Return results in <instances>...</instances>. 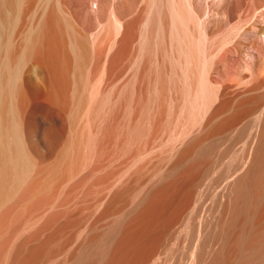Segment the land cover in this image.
<instances>
[{"label":"bare ground","instance_id":"1","mask_svg":"<svg viewBox=\"0 0 264 264\" xmlns=\"http://www.w3.org/2000/svg\"><path fill=\"white\" fill-rule=\"evenodd\" d=\"M135 1H127L126 12ZM20 6L21 0H0V66L9 67L17 56L5 35ZM45 27L42 33L39 28L32 31L19 50L18 63L38 57L56 81L63 75L64 51L55 24ZM176 42L182 54L171 64L182 65L183 102L163 121L162 134L153 137L155 130L147 132V125L154 122L148 117L143 118L144 125L132 126L129 121L123 139L115 141L111 127L105 125L100 139H87L89 151L77 147L80 141L65 163L36 185L34 166L23 154L18 132L29 141V152L39 157L31 120L37 104L25 108L17 84L9 94L0 92V208L36 186L34 198L22 205L24 217L6 241L0 240V264H35L50 248L56 230L74 222L73 215L84 209L91 210L94 221L96 216L107 220L100 225L93 219L84 222L78 243L65 252L63 261L56 259L58 264H264V77H259L264 61L253 70L240 57L232 67L221 69L198 44L193 50ZM80 48L75 41L76 59ZM192 59L197 66L194 74ZM225 78L226 84L212 81ZM51 113L46 107L44 115ZM63 130L64 126L58 133L51 128L44 132L48 150ZM98 145L104 147L101 161L82 178L81 182L92 176L81 196L76 190L79 182L70 187L76 192L65 198L69 190L56 203L62 209L46 210L58 202L52 197L57 185L71 177L79 160L88 159ZM123 152L127 155L121 158ZM143 174L148 177L145 183L140 179ZM42 202L48 205L40 208ZM32 205L36 211L30 215Z\"/></svg>","mask_w":264,"mask_h":264},{"label":"rangeland","instance_id":"2","mask_svg":"<svg viewBox=\"0 0 264 264\" xmlns=\"http://www.w3.org/2000/svg\"><path fill=\"white\" fill-rule=\"evenodd\" d=\"M127 1L21 0L18 16L5 35L6 40L13 44L15 54H20L19 50L33 30L39 28L42 33L46 24L53 22L59 30L58 39L64 51L62 61L65 64L63 75L56 81L38 57L18 63L16 56L9 67L0 66V92L8 90L9 94L17 84L24 107L32 102L37 104L31 120L36 126L35 141L43 154L39 157L32 155L27 148L29 141L25 134L18 132L24 144L23 154L35 169L34 185L51 176L58 165H63L73 146L80 141L77 147L82 152L89 151L87 139H100L105 125L111 127L115 141L123 139L129 129L127 126L130 127L132 122V126L144 125L147 119L143 121V118L148 117L154 122L147 125L150 127L147 132L155 130L153 137L162 134L163 121L183 102L182 65L173 67L174 61L182 54L174 45L175 39L176 43L182 41L193 50L194 44H198L207 56L213 58V66L221 69L233 65L240 57L252 64L253 70L258 68L255 65L259 60L264 61V0H136L134 7L126 12ZM156 14L161 16L160 21H157ZM75 41L82 46L78 59L72 50ZM171 43L174 45L172 48L169 46ZM170 55H174L173 61ZM191 66L193 74L196 73L194 59ZM210 73L214 78V72ZM259 74V77H264V69ZM212 81L217 84L229 82L226 78ZM8 105L10 108V103ZM46 107L51 109L52 115H44ZM62 126L63 135L48 150L44 132L51 128L58 133ZM103 148V145H98L90 151L88 159L78 158L81 159L78 171L73 177H64L57 185L52 197L58 202L54 201L55 204L53 202V206L46 210L63 208L56 203L64 200L65 194L72 191L70 187L81 182L87 172L100 163ZM123 153L121 158L127 155V152ZM145 174L140 178L144 183L148 180ZM91 178L86 177L77 185L78 197ZM139 182L136 187H140ZM34 185L0 208V240L6 241L14 226L16 228L24 217L22 205L34 198ZM76 190L69 196L66 194L65 198ZM40 205L43 208L48 203ZM87 210L90 209L73 215L74 222L70 218V224L56 230L50 248L35 264H54L58 259L63 261L67 250L71 251L72 244L76 246V240L81 238L78 233L84 225L92 219L96 225L106 222L107 219H97V216L94 221L93 213L90 215L91 210L90 213ZM35 211L33 205L28 209L30 215Z\"/></svg>","mask_w":264,"mask_h":264}]
</instances>
